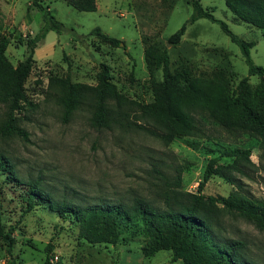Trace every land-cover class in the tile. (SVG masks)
<instances>
[{"label":"rangeland","instance_id":"1","mask_svg":"<svg viewBox=\"0 0 264 264\" xmlns=\"http://www.w3.org/2000/svg\"><path fill=\"white\" fill-rule=\"evenodd\" d=\"M47 5L63 29L48 31L33 53L34 64L24 83L30 103L17 115V126L26 140L0 135V154L9 161L13 175L0 176L2 224L12 227L14 244L10 255L0 242V264H182L170 262V252L158 251L145 258L140 252L144 239L124 233L115 245H90L77 236V225L58 217L46 206L24 212L26 187L38 188L55 201L86 206L142 199L164 208L160 193L167 189L181 168V198L194 193L208 159L229 150L250 149L252 166L244 175L233 173L235 183L211 177L203 195L225 197L233 188L242 195L264 200V141L241 132L227 133L210 121L204 137L176 138L168 145L134 130L94 128L90 125L92 102L83 99L66 120H62V89L55 80L68 76L72 83L94 86L99 65L108 67L110 82L126 99L137 103L152 100L151 82L161 80L157 69L148 74L144 49L156 45L166 51L171 72L184 71L192 77H206L215 70L226 73L232 87L247 77L252 88L258 83L248 76L239 48L230 42L216 23L199 19L186 24L176 45L166 38L178 30L191 14L188 0H95V11L78 12L63 0H38ZM212 9L213 17L246 42H253L249 57L264 68V39L254 27L237 22L223 0H198ZM30 0H0V35L6 41L5 56L14 66L26 54L25 43L42 25L41 13ZM98 28L119 40L112 47L88 33ZM110 104L112 102L110 101ZM124 107L130 120L137 119L133 105ZM7 104L0 103V126L6 119ZM229 162L221 157L217 164ZM219 234L245 244L244 257L264 264V231L247 220L221 214ZM50 249L47 252V249Z\"/></svg>","mask_w":264,"mask_h":264},{"label":"trees","instance_id":"2","mask_svg":"<svg viewBox=\"0 0 264 264\" xmlns=\"http://www.w3.org/2000/svg\"><path fill=\"white\" fill-rule=\"evenodd\" d=\"M63 1L78 12H93L96 8L95 0ZM223 2L237 22L256 28L264 39V0ZM188 4L191 6L189 18L166 38L167 44L179 43L186 24L199 19L216 23L230 42L239 48L248 76L258 78L254 88L251 89L247 77L239 79L232 87L228 76L220 69L206 77H192L184 71L171 72L165 49L149 45L143 52L147 72L151 75L157 69L161 71V80L151 82L150 102L137 103L126 99L110 82L108 67L100 64L94 86L72 83L68 76L55 80L62 89V120L66 121L79 103L89 98L92 102L90 125L94 128L139 131L168 145L176 138L206 136L205 120L227 133L241 132L264 141V68L255 66L249 57L254 43L232 34L223 22L213 17L212 9L203 8L198 0H188ZM29 5L41 13L42 25L26 41V54L14 66L5 56L6 41L0 35V103L7 104L8 108L6 119L0 126V135H16L23 140H26V133L16 123L17 115L30 105L24 83L34 64V50L48 31L59 34L63 29L47 5H41L38 0H30ZM87 36L112 47H119L121 43L98 28L92 29ZM129 104L137 109V119L130 120L126 110L129 107H124ZM250 154V149L236 148L208 159L194 193L187 194L185 199L177 192L181 173V168H177L176 176L168 184L176 190L169 188L160 193L162 209L137 198L129 206L121 203L80 206L65 200L55 201L41 191L36 182H31L26 187L24 212L35 206H46L58 217L76 223L78 238L90 245H115L123 240L124 233L140 235L144 239L140 252L145 258L166 250L170 252V262L180 261L182 264H253L244 257V242L219 234L218 218L221 214L238 216L264 231V200L248 198L233 188L225 197L202 193L204 185L213 176L233 186V173L244 175V170L253 165ZM221 157L228 158L229 162L217 164ZM2 174L11 176L13 171L7 158L0 154V176ZM1 207L0 180V242L5 245V253L9 256L14 244V229H5L2 224ZM49 258L46 256L44 264Z\"/></svg>","mask_w":264,"mask_h":264},{"label":"water","instance_id":"3","mask_svg":"<svg viewBox=\"0 0 264 264\" xmlns=\"http://www.w3.org/2000/svg\"><path fill=\"white\" fill-rule=\"evenodd\" d=\"M119 46H121V44H119Z\"/></svg>","mask_w":264,"mask_h":264}]
</instances>
